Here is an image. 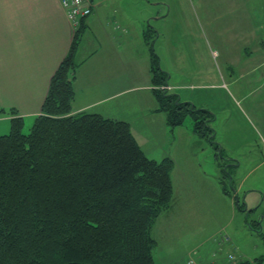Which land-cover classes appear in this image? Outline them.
Segmentation results:
<instances>
[{"label":"trees","instance_id":"16d2710c","mask_svg":"<svg viewBox=\"0 0 264 264\" xmlns=\"http://www.w3.org/2000/svg\"><path fill=\"white\" fill-rule=\"evenodd\" d=\"M83 32L81 20L28 133L15 110L0 107V117L11 115L0 134V264H154L152 229L171 203L173 162L148 158L125 121L73 113ZM150 69L168 125H180L185 108L197 133L213 132L212 114L161 88L167 73L154 53Z\"/></svg>","mask_w":264,"mask_h":264},{"label":"rangeland","instance_id":"374dc122","mask_svg":"<svg viewBox=\"0 0 264 264\" xmlns=\"http://www.w3.org/2000/svg\"><path fill=\"white\" fill-rule=\"evenodd\" d=\"M161 1L169 2L170 14L155 20L158 14L165 16L169 12L168 6L158 4ZM252 1L251 10L257 13L250 10L252 16L263 17L264 0ZM95 2L99 3L98 18L114 19L122 25V21L136 23L130 45L154 53L159 69L171 75L170 84L185 85L172 88L171 94L180 96L183 103L192 99L196 108L213 115V119L206 120L207 128L213 132L199 124L204 136L195 131L194 116L185 108L181 110L182 123L173 133L170 130L176 127L169 126L165 118L168 127L161 134L157 121L160 116L149 115L147 108L129 117L132 125L143 118L155 122L151 128L160 140V149L155 147L158 140L156 143L151 133L141 137L135 130L134 134L148 158L161 161V151H168L175 138L180 141V151L185 143L186 151L192 154L188 151L189 170H184V175L180 170L173 174L170 206L159 215L152 229L154 264H264V41L257 37L250 46L248 41H241L230 47L228 44L236 42L226 37L220 52H216L217 46L211 48V42L200 31L195 8L188 5L190 0ZM142 31L149 36L145 42ZM80 40V44L87 42L86 55L92 50V40L85 35ZM75 61L78 63L81 58L75 55ZM130 111L135 113L134 106ZM6 116L3 114L0 119ZM196 118L201 121L203 117ZM33 122L34 119L25 121L24 133L29 132ZM9 129V123L0 122V133L7 134ZM179 131L182 137L177 135ZM233 158L240 162L239 168L226 160ZM196 176L198 180L194 179Z\"/></svg>","mask_w":264,"mask_h":264},{"label":"crops","instance_id":"0c3cea01","mask_svg":"<svg viewBox=\"0 0 264 264\" xmlns=\"http://www.w3.org/2000/svg\"><path fill=\"white\" fill-rule=\"evenodd\" d=\"M190 1L192 2H188V5L195 8L201 25L200 31L211 42V48L217 46L216 52H220V45L225 42L226 37H229L230 42H236L228 44L230 47L237 46L241 41H248L250 46L257 37L264 41V16H252V0ZM91 2L92 12L83 19V35L92 40V50L85 55V40L76 52L81 61L78 62L73 81L72 111L96 113L106 118L125 121L130 125L133 135L136 134L135 130L141 137L147 136L149 132L157 143L158 138L151 128L154 121L143 118L132 125L133 119H129L147 108L145 111H149V115L160 116L157 121L160 122L161 134H165L167 117L164 112L159 111V104L152 92L151 54L145 50H136L130 45L133 42L131 32L133 33V28L137 29L135 22L122 21V25L116 24L114 19H100L96 13L99 3L95 0ZM158 4L163 8L168 6L169 12L165 16L158 14L155 20L169 16L171 9L169 2L161 1ZM261 9L264 10L263 2ZM251 11L257 14L254 10ZM73 33L74 29L60 0H0L1 108L15 110V114L24 120V124L26 120L35 119L40 114L51 78L69 51ZM141 36L144 42L149 37L144 31ZM170 78L171 75L167 73V86L171 89L185 88V85L178 82H174L175 85L170 84ZM136 92L140 93L133 94ZM178 99L180 100V96ZM186 102L197 106L192 99H186ZM132 106L135 113L130 111ZM198 106L203 107L200 104ZM10 116L0 119V122L9 123V128ZM135 120H139L138 116H135ZM5 128L6 126L3 132ZM177 128H171L170 132L173 133ZM177 135L182 137V131ZM159 141L155 145L157 149H160ZM186 145L183 143L180 151V141L175 138L168 145V151H161V158H169L173 162L172 184L176 170L182 171V175L184 170H189L191 153L186 151ZM186 152L189 156H186ZM226 160L236 163L233 167H240V162L236 159ZM189 179H192L191 174ZM194 179L198 180V176Z\"/></svg>","mask_w":264,"mask_h":264},{"label":"built area","instance_id":"2783aa9c","mask_svg":"<svg viewBox=\"0 0 264 264\" xmlns=\"http://www.w3.org/2000/svg\"><path fill=\"white\" fill-rule=\"evenodd\" d=\"M62 7L65 10L66 16L75 30L81 20L87 18L92 12L91 0H60ZM170 90V87H161ZM184 264H194L191 261Z\"/></svg>","mask_w":264,"mask_h":264}]
</instances>
